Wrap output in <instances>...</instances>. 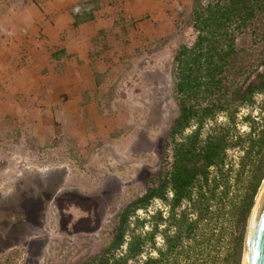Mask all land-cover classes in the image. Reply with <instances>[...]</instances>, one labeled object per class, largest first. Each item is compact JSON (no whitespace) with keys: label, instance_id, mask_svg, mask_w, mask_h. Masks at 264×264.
Listing matches in <instances>:
<instances>
[{"label":"rangeland","instance_id":"374dc122","mask_svg":"<svg viewBox=\"0 0 264 264\" xmlns=\"http://www.w3.org/2000/svg\"><path fill=\"white\" fill-rule=\"evenodd\" d=\"M208 2L98 0L104 28L93 41L88 64L51 61L47 53L58 48L54 32L38 37L44 50L37 57L39 73L26 65L25 72L11 75L0 48V210L19 220L9 246L0 251V264H145L149 259L243 264L248 221L242 220L241 202L262 153H254L235 179L242 153L229 150L227 163L234 170L222 202L194 197V206L184 202L174 219L168 202L158 198L146 209L133 210L168 177L174 139L180 142L195 129V123L186 129L179 125L172 136L181 99L175 57L182 47L194 45V10ZM31 5L30 0H0V35L12 28L28 30L24 21L41 16ZM49 5H41L43 14L57 10ZM20 10L27 12L25 19L18 16ZM262 65L264 14L237 35L222 90L200 101H228L236 88L262 72ZM16 95L25 96L22 106L13 101ZM262 108L264 94H259L252 106L238 108L230 126L228 114L235 109L230 103L227 112L204 124L201 140L220 125L229 127L231 136L248 133L252 122L246 117L257 119ZM126 210L125 243L115 248ZM200 210L202 219L187 236V224ZM179 226L181 238L168 251L166 237L176 236ZM132 236L142 242L141 253L124 260Z\"/></svg>","mask_w":264,"mask_h":264},{"label":"trees","instance_id":"16d2710c","mask_svg":"<svg viewBox=\"0 0 264 264\" xmlns=\"http://www.w3.org/2000/svg\"><path fill=\"white\" fill-rule=\"evenodd\" d=\"M98 0L80 2L71 13L73 27L93 21L95 12L100 8L95 5ZM264 14V0H209L206 6L197 4L194 10L193 28L197 32L194 45L182 47L175 57L177 65L176 91L180 95V116L176 121L172 136L178 132L179 125L183 129L195 123V129L185 136L182 141L174 139L172 169L168 177L157 189L149 190L145 196L133 205V210L146 209L155 199L168 202L175 218L174 211L184 202L194 206V197L199 201L215 199L222 202L229 188V174L234 170L233 165L227 163L228 152L231 148H238L242 153L239 159L235 179H239L254 153H262L257 164V171L249 177L248 193L242 199V220L247 223L255 204L261 180L264 178V108L257 119L246 117L251 121L249 132L230 135V128L226 125L215 126L204 140L201 132L208 120H216L217 115L227 112L230 103L235 109L228 114V124H235L236 113L241 106H252L256 95L264 94V65L262 72L254 80L248 81L245 87L236 88L228 101H219L206 105L205 95H214L223 88L222 75L228 62L236 54V37L258 15ZM202 98L203 102L200 101ZM234 128H236L234 126ZM214 170V174L211 172ZM168 194L171 198H168ZM130 211L126 210L121 216L120 234L115 248L125 243L124 233L127 227ZM181 221H185L182 215ZM202 219V211L197 212L194 223H188L185 231L189 236L195 226ZM174 237H166L168 251L173 250L182 235L180 230ZM156 231V229H155ZM154 234V233H153ZM243 239V238H242ZM243 241V240H242ZM142 242L139 237L132 236L127 243V253L124 260L136 257L141 253ZM162 256L164 253L159 251ZM158 261L149 259L145 264H157ZM99 264H109L99 261ZM115 264H117L115 262Z\"/></svg>","mask_w":264,"mask_h":264},{"label":"crops","instance_id":"0c3cea01","mask_svg":"<svg viewBox=\"0 0 264 264\" xmlns=\"http://www.w3.org/2000/svg\"><path fill=\"white\" fill-rule=\"evenodd\" d=\"M89 1L93 0H30L32 5L29 7L33 11L35 8L41 14L40 18H38L39 20L30 17L28 21H24L25 24L30 25L28 30L24 28L14 31L12 28L8 31L6 30L3 36L0 35L1 41L4 42H0V48L6 53V58L3 59L5 64L9 66L10 70L8 71H12L10 74L16 75L20 74L21 71L25 72L27 66L31 67L29 70L39 73L41 61L37 57L40 52L42 54L44 51L42 50L43 48L39 47L38 37L41 36L40 33H46L48 36L49 33L53 32L57 34L58 48H52L53 50L47 53L51 61L55 62L61 58H69L71 62L68 61V64L71 65L78 60L88 62L93 41L104 28L102 25L103 20L98 17V14L102 13V11L101 9L96 11L93 21L81 24L77 28L73 27L74 19L71 13L75 10L78 3ZM43 3L46 7L49 3L54 8L57 5V10L43 14L40 10ZM50 5L49 7H51ZM17 13H20L18 15L20 18L24 17L25 19L27 16L25 10L17 11ZM75 42L76 45H74ZM3 59L0 54V62ZM63 60L61 59V62H64ZM87 62L86 64H88ZM24 98L25 96L23 95L12 97L15 104L19 106H22Z\"/></svg>","mask_w":264,"mask_h":264},{"label":"water","instance_id":"95a60500","mask_svg":"<svg viewBox=\"0 0 264 264\" xmlns=\"http://www.w3.org/2000/svg\"><path fill=\"white\" fill-rule=\"evenodd\" d=\"M243 264H264V192L252 219Z\"/></svg>","mask_w":264,"mask_h":264},{"label":"flooded vegetation","instance_id":"af4514ba","mask_svg":"<svg viewBox=\"0 0 264 264\" xmlns=\"http://www.w3.org/2000/svg\"><path fill=\"white\" fill-rule=\"evenodd\" d=\"M18 222L17 215L0 210V251L9 246L12 240V233Z\"/></svg>","mask_w":264,"mask_h":264},{"label":"bare ground","instance_id":"6f19581e","mask_svg":"<svg viewBox=\"0 0 264 264\" xmlns=\"http://www.w3.org/2000/svg\"><path fill=\"white\" fill-rule=\"evenodd\" d=\"M263 192H264V182L262 183V186H261V188H260L259 191H258V194H257L256 199H255L254 207H253V209H252V212H251L250 217H249V220H248L247 232H246V237H245V241H244L243 263H244V256H245L246 245H247V241H248V236H249V232H250V227H251L252 219H253V216H254V213H255L256 207H257V205H258V203H259V200H260V198H261Z\"/></svg>","mask_w":264,"mask_h":264}]
</instances>
